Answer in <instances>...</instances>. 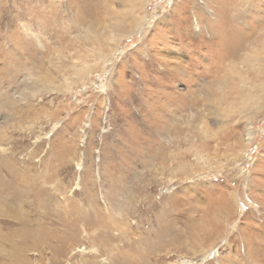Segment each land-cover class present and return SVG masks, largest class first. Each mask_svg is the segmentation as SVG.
Listing matches in <instances>:
<instances>
[{
    "label": "rangeland",
    "instance_id": "obj_1",
    "mask_svg": "<svg viewBox=\"0 0 264 264\" xmlns=\"http://www.w3.org/2000/svg\"><path fill=\"white\" fill-rule=\"evenodd\" d=\"M243 1L0 0V264H264V76L215 64Z\"/></svg>",
    "mask_w": 264,
    "mask_h": 264
},
{
    "label": "bare ground",
    "instance_id": "obj_2",
    "mask_svg": "<svg viewBox=\"0 0 264 264\" xmlns=\"http://www.w3.org/2000/svg\"><path fill=\"white\" fill-rule=\"evenodd\" d=\"M231 1V0H230ZM228 3V2H227ZM234 3V2H233ZM231 7H226V6H222L221 9L222 11H224L223 13L227 15L228 20L231 22L235 23H239L241 24V28L244 30V34H242V31H240V34H236V38L233 40L234 45H233V50L231 51V53L229 54L230 51H228V49H226L225 47L223 48L222 53H218L216 58H215V64H216V68L217 69H221L222 67H224V69L227 67V69L224 72V78H221V81L219 84H221L223 81H225L226 78H230V77H234L237 79H242L244 78V73L246 72L247 75L253 76L255 78H259V73H261L260 75L264 76V71L256 68L253 64L255 62L259 63V64H263V60L264 58L260 57L259 54L255 53L254 50L252 51V47L254 44L253 42H249L248 41V37L246 36V32H248V35L254 34L255 32H257V22L260 21V17H254V23L251 22L250 25V29H249V25L245 24L247 22L244 21V12H246V10H244L243 8L246 6V4L248 6H251L253 8L254 4L251 0H244L241 3H236L235 5H233ZM227 12V13H226ZM246 20V18H245ZM264 21V20H261ZM141 23V22H140ZM143 26V25H142ZM243 26L246 27L247 30H245L243 28ZM261 26V25H260ZM263 26V25H262ZM261 26V28H262ZM233 29V26H231ZM259 27V26H258ZM236 30V29H235ZM237 31V30H236ZM235 31V32H236ZM238 32V31H237ZM225 40V39H224ZM255 40V39H254ZM214 41V40H213ZM228 41V40H227ZM224 42V41H223ZM263 42V41H262ZM221 44V43H220ZM224 44V43H223ZM229 44V43H228ZM224 46V45H223ZM231 47V46H230ZM254 48V47H253ZM234 63L237 66H241L243 65L246 69L245 70H231L229 71L230 65ZM176 64V63H175ZM167 65H170L169 63H167ZM178 65V64H177ZM171 66V65H170ZM172 67V66H171ZM174 69V68H173ZM180 69V68H179ZM176 70V69H175ZM80 71H83L80 70ZM169 71V70H168ZM177 73V72H176ZM199 73V72H198ZM200 74V73H199ZM223 74V72H222ZM201 75V74H200ZM215 75V74H214ZM218 75V74H216ZM221 76V75H220ZM219 79V78H218ZM214 80V79H213ZM218 81V80H217ZM45 82V81H44ZM216 83V82H215ZM245 83V81H244ZM208 84V83H207ZM218 84V83H217ZM218 84V85H219ZM2 85V84H1ZM216 85V86H218ZM203 86V84L201 85ZM209 86H211L213 88V84L211 83V85H207L206 87L202 88V92L206 93V91H210L211 89H209ZM257 88H260V90H253L251 88H246V86H244L245 89H247L249 92H256V91H261V89L263 90L262 95H258V97L256 98V107L254 108V110H262L264 108V80H259L257 81ZM165 92V91H164ZM213 94V90L211 91ZM195 93V92H194ZM241 92L239 91L238 94L235 96L237 97ZM193 94V93H192ZM256 94V93H253ZM260 94V93H259ZM250 95V94H249ZM192 97V96H191ZM253 97V96H252ZM6 99V98H5ZM189 99V98H187ZM191 100V99H190ZM246 98L242 101L245 102ZM194 102V101H193ZM246 103H251V100L248 96V101ZM230 106V105H229ZM233 107V105H232ZM231 111V110H230ZM229 111V112H230ZM230 116V114H229ZM205 227V226H204ZM204 229V228H203ZM209 233H211L212 231L207 230ZM208 234V233H207ZM64 239H66L67 241L69 240V237L65 236ZM64 246V245H63ZM249 249V248H248ZM252 249V248H251ZM250 249V250H251ZM67 250V249H65ZM249 251V250H248ZM257 254V252H254ZM253 255V254H252ZM263 255V254H262ZM258 256V254H257ZM22 257V256H21ZM263 261V260H262ZM22 262H24L22 260V258L19 257V259L13 263V264H21Z\"/></svg>",
    "mask_w": 264,
    "mask_h": 264
}]
</instances>
